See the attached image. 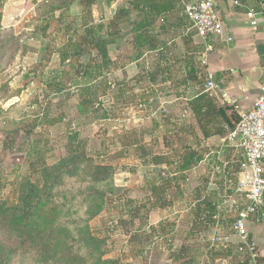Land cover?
<instances>
[{
	"label": "rangeland",
	"instance_id": "obj_1",
	"mask_svg": "<svg viewBox=\"0 0 264 264\" xmlns=\"http://www.w3.org/2000/svg\"><path fill=\"white\" fill-rule=\"evenodd\" d=\"M78 2L0 0V264H98L103 259L177 264L172 254L183 244L199 247V264H241L248 254L239 249L232 225L246 201L236 185L242 156L227 141L201 140L196 147L203 159L176 174L167 193L168 208L142 207L148 197L146 180L158 181L169 169L154 166L152 158L167 154L179 161L180 147L195 145L185 127L191 124L198 133L193 114L184 112L190 107L187 98L198 89H186L184 99L179 96L184 76L180 9L155 21L153 31L165 55L174 57V68L158 73L154 81L146 73L166 64L157 51H145L140 66L131 62L136 52L130 24L121 25L122 37L108 46L110 62L105 61L103 70L110 89L99 111L106 116L98 118L77 109L87 76L60 60L59 49L83 32ZM132 2L96 0L90 24L100 25L98 34L111 37L108 21L118 7ZM61 13L69 14L65 23ZM142 18L132 12L131 19ZM182 24L188 27L187 21ZM88 58L84 52L79 62ZM63 67L68 74L54 79ZM199 71L203 80L206 75ZM199 88L205 91L203 85ZM171 133L168 148L163 137ZM70 145L81 149L77 156L67 153ZM36 150L49 166L45 175L32 168ZM95 165L108 171L97 172ZM203 199L214 202L215 223L194 226L195 205ZM131 231L137 232L134 240L129 239ZM209 249L229 255L211 261ZM248 264H258L256 256Z\"/></svg>",
	"mask_w": 264,
	"mask_h": 264
},
{
	"label": "trees",
	"instance_id": "obj_2",
	"mask_svg": "<svg viewBox=\"0 0 264 264\" xmlns=\"http://www.w3.org/2000/svg\"><path fill=\"white\" fill-rule=\"evenodd\" d=\"M78 1L81 7L80 17L83 23V32L77 35L73 42L69 41L64 48L59 49L60 60H68V62H71L68 68H73L76 66V72L78 75L85 77L87 76L85 85L80 86V101L77 104L78 112L83 116L95 114L98 116V118H105L106 111H103L102 114H100L99 111L105 104L104 98L108 96L110 83L106 80V72L103 69L104 65H106L105 61L110 62L108 46L114 44L118 37H122L119 35L121 25L126 22L130 24L129 33L132 34L130 44L136 52V55L129 59L131 62H136V64L140 66L138 59L145 51H157L159 57L163 60V63L166 64V55L163 52L165 46L154 33V24L156 19L160 22L161 20L167 19L172 12H174L177 8H180V4L178 0H132L133 2L131 3L130 7L120 6L115 10L114 15L108 21V27L113 30L110 33L111 37H104L101 34H98L96 30V27H100V25L94 26L90 24V21L92 20L91 6L96 3V0ZM258 2L264 11V0H258ZM134 11L143 14V18L131 19L132 12ZM68 16L69 14L64 15L61 13L59 18H61V20L65 23ZM53 17L54 15H52L51 18ZM66 26L68 29L71 28L69 22L66 23ZM161 27L164 28L162 25ZM73 31L74 33L76 32L75 27H73ZM84 52L89 53V58L85 63H82L79 62V59ZM93 52H95L94 55H92ZM188 65L189 68L186 70L187 73L184 83H195L196 85H200V87H202L203 80L199 79V75L197 74V71L191 60ZM68 68L63 67L60 71L57 70L53 78L57 79V76L61 73L68 74ZM166 70L170 71V67L156 64L155 71L153 73L147 72L146 77L148 80L154 81L158 73H163ZM189 104L195 119V124L201 132V135H198V133L194 131V127L189 124L187 127H185V129H187L188 132L194 137L195 145L191 143L183 144L180 147L181 153L179 156V161H171L167 154L154 156L152 158L154 166L169 165V169L167 170L165 176L161 177L158 181L153 179L146 180L144 183L143 189L148 193V197L142 207L146 209L168 208V206L171 204V200H169L167 193L176 184V174L184 173L185 171L192 169L194 165L203 159L199 149L196 147L197 144L201 140H205L210 136H225L228 131L235 127L239 120L238 111L233 104L225 101L221 103L214 102L212 96L202 88H199L196 96L190 101ZM174 122L175 121H170V124H173ZM182 128L184 129V127H180V129ZM171 136H174V134L171 133L169 138L168 136L163 137L165 146L168 148L172 146ZM126 145L131 144L126 142L125 146ZM37 150V159L35 163L37 166H39V169L36 168V165V167L33 166L32 168L36 171H39L41 175H45V172L48 170L47 168L49 166L46 164L42 154H39V151ZM80 150L78 149L77 145H70L67 148V153L77 156ZM63 159L64 158L60 159V161ZM241 161L242 159L236 164V172L240 168ZM173 165L174 169L171 171L170 168ZM95 168L98 169L97 172L105 173L108 171V167L105 165H95ZM120 197L121 195H116L115 199ZM200 205H204V208H201ZM195 206L194 226L201 225L204 222H211L212 224L215 223V204L212 200L203 199V201H200V203H197ZM50 230H52V228ZM136 233V231H131L129 239L134 240L136 238ZM94 239L97 241L96 237ZM208 252L211 261L216 258L222 259L228 257L229 255L228 251L225 250H217L213 252L212 249H209L207 253ZM198 253L199 247L183 244L175 253L172 254V259L173 261H177V264H199V261L196 257ZM256 261L258 264H264V257L256 255ZM249 262L250 257L247 255L246 259L241 264H248ZM98 264L119 263L114 259H103L102 261H99Z\"/></svg>",
	"mask_w": 264,
	"mask_h": 264
},
{
	"label": "crops",
	"instance_id": "obj_3",
	"mask_svg": "<svg viewBox=\"0 0 264 264\" xmlns=\"http://www.w3.org/2000/svg\"><path fill=\"white\" fill-rule=\"evenodd\" d=\"M239 1L240 4L236 5L232 0H214L216 12L225 25V36L217 37L211 42L213 49L207 53L204 63L201 59V54L205 49L203 41L193 32L187 31V28L185 29L182 20H187L182 15L181 7L179 8L177 21H181V25H179L178 32L184 47L182 55L184 64L181 67L184 76L180 80L183 93L179 96L183 99L186 89L197 88L199 90L200 87L195 83H184L186 70H188V64L191 60L199 79H201L199 69H202L205 75H212L218 87L208 93L214 102L225 101L233 104L238 112L248 109L254 104L261 87L264 85V11L258 0ZM249 9L255 12L252 19L246 15ZM252 20L256 22L254 25L251 23ZM226 35L232 37L231 41H226ZM166 60V66L170 67V70L173 69L174 57L166 56ZM205 78L203 79V86ZM167 82L171 81L167 80ZM176 83L178 84V81ZM198 90L191 98L187 99L191 101ZM184 109L186 114L191 112L189 106ZM196 129L198 135H201L199 129ZM216 137L219 140H224L222 137L214 135L203 141L214 140ZM230 146L238 151L234 146ZM239 171L240 168L236 173L238 174ZM261 211L264 214V199ZM247 228L249 239L255 245V254L264 257V216L250 218L247 222Z\"/></svg>",
	"mask_w": 264,
	"mask_h": 264
},
{
	"label": "built area",
	"instance_id": "obj_4",
	"mask_svg": "<svg viewBox=\"0 0 264 264\" xmlns=\"http://www.w3.org/2000/svg\"><path fill=\"white\" fill-rule=\"evenodd\" d=\"M182 15L188 22L187 31L200 37L204 44V52L201 54L202 62L206 55L212 51V41L220 36H225V25L216 12L214 0H178ZM239 5V0H232ZM247 17L252 19L255 12L249 9ZM254 25L256 22L251 21ZM226 41L232 37L226 35ZM218 86L211 74H207L204 81L205 91H212ZM239 120L230 130L224 140L234 146L241 153L242 161L238 173L236 185L244 194L246 203L237 215L232 225L235 235L238 237L239 249L245 251L251 259H254L255 245L249 239L247 222L252 217L261 218L264 199V85L254 104L245 110L238 112Z\"/></svg>",
	"mask_w": 264,
	"mask_h": 264
}]
</instances>
